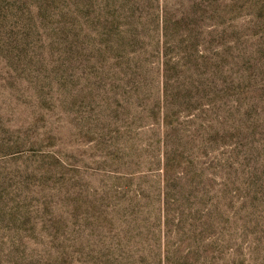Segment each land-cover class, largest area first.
<instances>
[{
  "label": "rangeland",
  "instance_id": "1",
  "mask_svg": "<svg viewBox=\"0 0 264 264\" xmlns=\"http://www.w3.org/2000/svg\"><path fill=\"white\" fill-rule=\"evenodd\" d=\"M0 0V264H264V0Z\"/></svg>",
  "mask_w": 264,
  "mask_h": 264
},
{
  "label": "trees",
  "instance_id": "2",
  "mask_svg": "<svg viewBox=\"0 0 264 264\" xmlns=\"http://www.w3.org/2000/svg\"><path fill=\"white\" fill-rule=\"evenodd\" d=\"M128 3V8L133 10V12H139L142 9L141 6V0H129Z\"/></svg>",
  "mask_w": 264,
  "mask_h": 264
}]
</instances>
